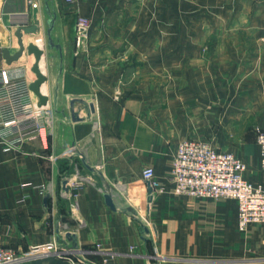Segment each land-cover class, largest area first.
I'll use <instances>...</instances> for the list:
<instances>
[{"label":"crops","instance_id":"obj_1","mask_svg":"<svg viewBox=\"0 0 264 264\" xmlns=\"http://www.w3.org/2000/svg\"><path fill=\"white\" fill-rule=\"evenodd\" d=\"M38 1L0 0V68H25L30 86L34 56L7 63L3 50L15 53L18 29L37 25L22 40L43 50L51 110L37 138L0 146V245L35 253L17 264H264V224L239 232L235 200L174 195L170 175L177 143L197 139L264 184L254 131L264 127V0H79L89 22L79 47L76 12ZM52 14L59 49L47 44ZM75 99L92 106L87 116L75 102L77 121ZM145 166L161 187L150 203Z\"/></svg>","mask_w":264,"mask_h":264},{"label":"built area","instance_id":"obj_2","mask_svg":"<svg viewBox=\"0 0 264 264\" xmlns=\"http://www.w3.org/2000/svg\"><path fill=\"white\" fill-rule=\"evenodd\" d=\"M79 0H63L76 12L74 33L76 46L83 44L89 25L88 19L78 13ZM38 7V0H26ZM260 40L264 43V20ZM23 67L0 68V146L3 152L17 150L26 140H34L50 122L51 110L36 104L31 98L29 82ZM259 149L260 166L264 169V127L254 128ZM245 162L233 153L216 150L209 141L184 139L177 143L171 160L172 193L193 198L233 199L237 204V229L246 232L250 225L264 224V184L244 177ZM154 192L161 191L151 166L141 171ZM69 182V181H68ZM71 186L79 182L72 181ZM72 206H75L72 204ZM56 252V242H52ZM35 256L18 254L9 246L0 245V264H17ZM70 264L77 262L68 258Z\"/></svg>","mask_w":264,"mask_h":264},{"label":"water","instance_id":"obj_3","mask_svg":"<svg viewBox=\"0 0 264 264\" xmlns=\"http://www.w3.org/2000/svg\"><path fill=\"white\" fill-rule=\"evenodd\" d=\"M46 10L48 11V7L46 8ZM48 14L50 13L48 12ZM52 15H53L52 18L46 22L47 24V30H46L47 44L50 47L55 46L56 48L59 49L60 48L59 45L53 44L52 39H51V31L53 29V23L55 20L54 14ZM37 28H38L37 25H31L29 27L19 28L18 31L16 32L18 46H19L18 50L15 53L10 54L8 49H5L3 50V57L5 58L7 63H10L14 60H17L23 54L24 51H27L28 54H32L34 56L35 61L31 67V70L35 74L36 79L30 83L29 88L37 96L38 105H44L48 98L47 96L40 93L39 86L42 82L45 81L46 77L40 72L39 67H38L39 60L41 58V55L43 54V50L38 48L33 43H29L27 46H24L23 40H22L23 33H35ZM75 102H80L87 110L86 115L87 116L90 115L91 110H92L91 104L87 105L85 100L75 99V100L70 101V104H69V110H70V115H71L72 120L77 121L80 119L79 114H78L79 112H77V110H74ZM63 184L65 185L66 181H63ZM146 184H147V193H148L147 202L150 203L153 197V189L150 186V183L148 181H146ZM103 197H104V201L106 205L110 207L112 210H115V206L112 201L111 193L109 191H106L104 192ZM46 199H47V196L44 197V201ZM141 227L145 232H148L147 227H145L144 225H141Z\"/></svg>","mask_w":264,"mask_h":264},{"label":"rangeland","instance_id":"obj_4","mask_svg":"<svg viewBox=\"0 0 264 264\" xmlns=\"http://www.w3.org/2000/svg\"><path fill=\"white\" fill-rule=\"evenodd\" d=\"M26 42L28 41V39L27 40H25ZM25 45V44H24ZM34 96H35V98H36V95L34 94Z\"/></svg>","mask_w":264,"mask_h":264}]
</instances>
